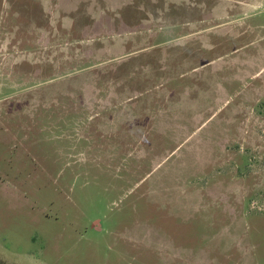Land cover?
I'll list each match as a JSON object with an SVG mask.
<instances>
[{
  "label": "rangeland",
  "instance_id": "rangeland-1",
  "mask_svg": "<svg viewBox=\"0 0 264 264\" xmlns=\"http://www.w3.org/2000/svg\"><path fill=\"white\" fill-rule=\"evenodd\" d=\"M0 264H264V0H0Z\"/></svg>",
  "mask_w": 264,
  "mask_h": 264
}]
</instances>
